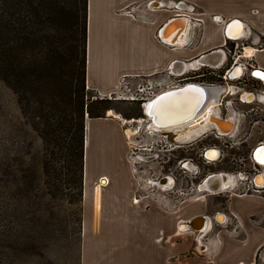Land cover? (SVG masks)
I'll use <instances>...</instances> for the list:
<instances>
[{
  "label": "rangeland",
  "instance_id": "obj_1",
  "mask_svg": "<svg viewBox=\"0 0 264 264\" xmlns=\"http://www.w3.org/2000/svg\"><path fill=\"white\" fill-rule=\"evenodd\" d=\"M46 2V5H42L43 13L41 14L43 17L39 21L42 23L38 27L41 29L39 33L46 37L47 51L51 52L53 50L54 53H57V50L60 51L62 46L64 48L67 45H76L78 35L75 34V22L77 20L79 25L82 22L80 13H77L79 10L76 11L78 6L74 5L73 0H46ZM123 12L125 14V11ZM125 16L130 19L144 18L137 11L130 15L125 14ZM229 46L231 47L228 50L233 51V44ZM48 59H51V61H48L49 63H53L52 58L49 57ZM243 63L245 65L249 64V62ZM224 70L225 66L212 71L201 68L200 71L194 74L203 76L196 79L198 83L193 84L221 85V81H224L222 79V71ZM249 73L250 71L247 75V72H245L238 80L242 84L248 85L250 89L254 88L263 92H259L258 97H255L256 101L251 102L252 100H250L244 103L241 100L242 104L237 102L227 107L233 109L234 106L243 115L236 118L232 134L228 137L217 138L213 130L208 129L194 140L181 144L180 146L187 144L184 149H176L178 147L171 146L158 135L151 134L148 127L149 123L142 115L140 103L127 99L131 96L138 97V94H136L137 89L142 91L139 94L141 97L157 95L167 90L166 87L179 84L176 83V79H169L165 74L147 78H128L124 80L127 88L124 87L125 85H121L122 82L120 81L119 87L107 97L100 96L84 83V91L89 100L94 101L97 98L109 101L110 108L104 111L103 118L105 116H117L122 124V130L130 129L134 133L130 138L125 135L129 149L126 159L130 167L133 194L140 197L146 196L157 207L161 206L162 209L170 212L173 220L171 230L173 245H177L179 242L189 245L186 250L180 252L173 250L172 264H183L185 256L192 258L190 264H202L198 257L204 254L203 250L198 248L194 250L195 244L192 243L191 235L180 232L179 226H184V222H180V214L183 216L196 213H204L207 216L218 215L219 213L226 214V227L232 229L239 224V221L235 214L227 209L229 197L234 199L232 196H239L242 193L243 196L260 195L264 197V193L256 194L250 190L246 191L242 177H240L242 181H238L237 178L233 179V185L229 186L233 188L234 185L240 183L237 185L239 188L235 191L230 188L224 190L219 188L220 193L216 194L199 190V186L203 182L202 179L207 173H220L222 171L230 172V174L250 172L251 162L249 157H251V150L256 144H263L261 142H264V88L260 85V80L252 78ZM188 75L193 76V73ZM43 78L46 95L54 97V100H59L57 98L59 89L53 87L54 82L57 80L56 68L49 67L48 70H45ZM236 81L228 82L226 83L227 87L222 88L228 91ZM247 90H249L247 87H243L239 94L236 91L235 94L239 97L242 93H249L246 92ZM21 93V90L13 86L7 87L0 82V264H81L83 261V251L81 249V240L83 239V235L81 236L83 178L82 194L79 200L75 194L73 195L74 198L70 196L71 192L70 189L65 188L66 184H61V187H58L57 182L64 178L61 177L55 180L51 168L59 170L65 161L61 158L50 157L49 152L46 151L45 142L37 131V129L42 128V121L37 116H32L34 112L31 107L27 112ZM235 94L229 96L223 93V98L220 96L219 105H216L219 116L225 114V110L219 102L222 103L223 100L230 102ZM30 104L35 107L34 101H31ZM86 116L84 114V125L89 119ZM122 120L129 123L125 124ZM91 125L93 128H88V135L91 131L94 133L95 124ZM170 147L171 149H169ZM212 148H216L219 152L216 155L217 157H213L209 160V163H202L201 157L198 159L200 163L197 166L200 172L204 170V173L195 174L193 166L189 162H185L184 164H190L191 170L188 171L182 167L186 171L183 172L178 167H173L172 173L177 176L176 180L174 179L173 188L169 191L161 190L151 184L152 181L156 182L155 178H152L153 176L166 175L163 167L164 162L168 159L170 162H174L177 157L184 156L196 160L201 152L203 154L205 150ZM47 149L57 152V148L52 142L47 146ZM148 149L152 150L148 151ZM83 163V169L86 175H89L93 165L91 155L88 156L86 163ZM98 184L97 181L94 186ZM194 185L197 186L196 190ZM104 188L105 186L101 187V192ZM90 193L92 194V190ZM201 193L204 194L203 197H201ZM235 204L238 210L256 209L264 212L262 201L235 200ZM86 213L88 225L91 226L92 222L96 224L95 229L92 231L93 234L89 231L84 235V239L88 241L89 245L91 240L99 241L101 238V230L99 232L100 228L97 224L100 220V211L96 212L92 206L91 212L89 209ZM221 214L215 215L213 223L215 226L209 228V232L203 239L204 243H211V233L214 229L219 228V224H223L221 223L223 222ZM231 214L233 215L231 216ZM219 217L222 220H218ZM209 225L211 224L209 223ZM263 254L264 250L258 256V260L256 259V264H264V260L261 259Z\"/></svg>",
  "mask_w": 264,
  "mask_h": 264
},
{
  "label": "crops",
  "instance_id": "obj_2",
  "mask_svg": "<svg viewBox=\"0 0 264 264\" xmlns=\"http://www.w3.org/2000/svg\"><path fill=\"white\" fill-rule=\"evenodd\" d=\"M149 1L87 0L85 83L100 96L113 94L119 82L128 78L167 75V72L179 75L207 68L209 66L201 65V60L197 63V59L214 50L223 52V56L227 57L226 62L222 61L221 67L225 66L222 78L233 60L249 62L250 67L264 70V0ZM133 6L138 7L136 11L143 19H130L123 14ZM175 7L178 10H174ZM176 15L187 17L183 19H189L192 24L187 41L178 46L160 39L166 23ZM234 19L241 24V32L250 33L247 38L226 39L227 24ZM231 44L234 49L227 54L225 48L229 49ZM205 58L209 61L204 63L207 65L216 66L219 62L213 55ZM224 92H227L226 89ZM91 124H95L94 133L91 131L88 135V128H93ZM261 143L264 145V142ZM83 144V162L86 163L91 155L93 165L89 175L83 169L81 264H172L173 250L180 252L189 245L182 242L173 245L170 212L157 207L146 196L133 194L126 159L128 142L119 118L87 119ZM257 145L260 143L255 147ZM104 179L106 184L101 192L99 184L94 185ZM96 188L99 189L97 208L94 200ZM232 197L234 199L229 197L227 201V209L237 217L239 224L236 227L227 228L226 214L219 213L224 222L211 233V243L204 245L196 241L197 232L188 228L184 231L186 235H191L194 250H203V256L198 257L202 264H256V259L264 250V212L238 210L235 204V200L245 199L264 203V197ZM134 199H138V203H134ZM92 206L96 212L100 211L97 224L101 238L99 241L91 240L88 245L84 235L89 231L92 233L96 226L95 222L91 226L87 223L86 212L89 209L91 212ZM185 216L179 215L180 222L206 215L196 213ZM212 226L208 225L207 230ZM179 230L183 232L180 227ZM261 259L264 260V254ZM190 260L192 262L191 257L185 256L183 264H190Z\"/></svg>",
  "mask_w": 264,
  "mask_h": 264
},
{
  "label": "trees",
  "instance_id": "obj_3",
  "mask_svg": "<svg viewBox=\"0 0 264 264\" xmlns=\"http://www.w3.org/2000/svg\"><path fill=\"white\" fill-rule=\"evenodd\" d=\"M73 1L82 21L80 25L77 20L75 22L78 43L62 46L54 53L53 50L47 51L46 37L39 33L41 29L38 27L42 23L39 21L43 17L42 5H46V0H0V82L21 90L27 112L31 107L36 114L32 116L42 121V128L37 131L45 142L46 151L50 157L65 161L59 170L51 168L55 180L65 179V182L62 179L57 182L58 187L66 184L70 196L74 198L75 194L79 200L83 178L84 114L91 119L103 118L110 103L97 98L91 101L86 97L87 0ZM49 57L53 63L48 62L51 61ZM49 67L56 68L57 80L53 87L59 89V100L45 93L43 74ZM50 142L57 152L47 149Z\"/></svg>",
  "mask_w": 264,
  "mask_h": 264
},
{
  "label": "bare ground",
  "instance_id": "obj_4",
  "mask_svg": "<svg viewBox=\"0 0 264 264\" xmlns=\"http://www.w3.org/2000/svg\"><path fill=\"white\" fill-rule=\"evenodd\" d=\"M153 5L156 6V4H152V6ZM186 24H187V26H186ZM189 30H190V25L186 21H183V20L173 21L168 26H166L165 29L162 31L160 39H162L165 42H169L170 44H176L177 46L178 45H183L187 41V38H188V35H189ZM241 30H242V26H241V24L239 22H232V24H230V26L228 27V30L226 31L227 32V36L231 40L237 39L238 35L241 33ZM184 31H185V35L186 34H188V35L185 36L184 38H180L181 37L180 35L183 34ZM167 38L168 39L170 38V40H167ZM206 62H209L208 58L201 59V63L204 64ZM259 72L263 73V71H259ZM253 76H256V78L262 80L261 83H263V85H264V78L262 76H258V75H253ZM186 84H193V83H186ZM184 85H182V86H184ZM195 85L203 86L204 88H200L199 89L198 87L190 86L188 89H185L182 92H179L177 94H173L172 97L170 96L169 98L167 97L165 99H162L159 104H157L155 107L152 108V114L154 115L156 121L161 123V126H163V125L167 126V125L175 124V123H178V122H182V121L188 119L189 117H191V119L187 122V123H189V122L193 121L197 116H199L204 110H206L207 107L210 104L218 103L219 100H217V102L215 101V99H214L215 96L212 95V90L210 89V87H208V85H204V84H195ZM177 87H179V86H177ZM177 87H172V88L176 89ZM172 88L164 90V91H162L160 93H163V92H166V91H169V90H173ZM179 88H181V87H179ZM195 88H197L199 90H197ZM192 91H195V92L193 93ZM224 91H225V89H223L221 87L220 92L223 93ZM228 91H229V93H228ZM228 91L226 93L225 92L224 93L226 95L235 94V90L232 89V88H230V90H228ZM160 93H158V94H160ZM243 94H247V93H242V95H241V97H242L241 99H242V101L244 103H247L250 100H252L251 102L256 101V98L252 94L251 95H252L253 99H252L251 95H243ZM263 97H264V93H263ZM149 100H151V99H149ZM149 100H147V101H149ZM203 101H205V103L201 107V109L199 110V107H200V105L203 104ZM144 102H146V101H144ZM145 107L146 106L142 107V111L145 110ZM230 112H232V111L230 110ZM145 118H146L147 122L149 123L148 127L150 129V133L154 134V135H158L159 137H161L164 140V142H165V139L167 141L168 140L167 138L169 136V134L167 132L168 128L160 129V127H157L156 125H154L152 123V121L154 120V118L152 116H151V118H148L147 116H145ZM221 120H223V119H221ZM122 122L125 123V124L129 123L126 120H122ZM209 122L212 123V125H213V129H210V130H214V128H215L216 131L220 132V133H225L230 128L229 127L226 130L224 129L223 131H218V130H220V127H221L220 124H222V122L217 123V122H215L213 120H211ZM224 122L225 123H223V124L229 125L226 121H224ZM187 123H184V124H187ZM180 125H183V124H180ZM124 134L127 136V138H130L131 136L134 135V133L130 129H125L124 130ZM260 145H263V144H260ZM254 147L251 150V154H252V151H253ZM209 153H213L214 157L217 155V151L216 150H214V149L207 150V152L205 154V159H207L208 161L211 160L210 157H207V154H209ZM261 153H262V155L260 154L258 156V159L260 161V165H264V160H263L264 151H261ZM217 176L222 177L223 178V184L225 183L224 185L222 184L221 186H219L220 189H223V190L227 189V188L232 189L229 186L231 184L233 185V179H236V178H234L232 176H229V175H223V174H219ZM217 176L216 175H212L211 177H209V179H213V178H215ZM227 178L229 179V183L228 184L225 181ZM167 179L169 180V178H167ZM209 179H208V181H209ZM206 181L207 180H203V182L201 184H203ZM255 183H256V185H261L263 183V178L261 176H258L255 179ZM105 184L106 183H105V179H104L103 181H100L98 187L101 188ZM98 194H99V189L96 188L94 190L95 207L97 206V196H98ZM218 220H222V218L219 217ZM195 223L197 225H195ZM195 223H194V226L195 227H199L202 222H201V220L197 219ZM179 227H180V229L183 230V232L187 230L184 226L180 225Z\"/></svg>",
  "mask_w": 264,
  "mask_h": 264
},
{
  "label": "flooded vegetation",
  "instance_id": "obj_5",
  "mask_svg": "<svg viewBox=\"0 0 264 264\" xmlns=\"http://www.w3.org/2000/svg\"><path fill=\"white\" fill-rule=\"evenodd\" d=\"M186 26H187V24H186ZM187 35L188 34L185 35V31H184L183 34L180 35L181 36L180 38H184ZM167 40H170V38L169 39L167 38ZM231 52L232 51H230V53ZM262 71L264 72V70H262ZM194 73H196V72H194ZM194 73H193V76L192 75H188L189 73H185V79L182 81V82H185V83H182V85L183 84H186V83H198L196 79L200 78L201 77V74H194ZM241 73H242V71L240 69H238L237 71H235V73L233 74V76L234 77H237ZM253 75L262 76L264 78V73L259 72V71H256L255 73H253ZM253 78H255V77H253ZM222 79L225 80L224 78H222ZM255 79L259 80L258 78H255ZM221 82H222L221 85L224 84L223 83L224 81H221ZM260 85L262 86V88H264L263 87V84L260 83ZM234 86L237 87V90L239 91L238 94L242 91V88L243 87H247L249 89L247 91L250 92V93H252V95H254V93L256 94V93H259V92H263V91H257L254 88H251L250 89L248 85L242 84V82L240 80L236 81V83L234 84ZM179 87H182V86H179ZM179 87H177V88H179ZM172 89H174V88H172ZM243 95H246V94H243ZM252 95H251V97H252ZM229 96H232V95H229ZM252 99H253V97H252ZM237 102H240V100H239L238 95L235 94L234 97H233V99H230V102H228V103H230V105H233V104H235ZM225 103H227V101L223 100L221 106L224 108L225 114H226L227 113V109L225 107ZM217 104L218 103L210 104L207 107L206 110H204L193 121H191V122H189L187 124H183V125H179V126H173V127L168 128L167 129V132H168L169 136L167 138L168 139L167 141L165 139V142L168 143L169 145H175L174 147H178L176 149H184L187 144L186 145H183V146H180L181 144H185V143H187V142H189L191 140H194L201 133H204L208 129L209 130L210 129H213L212 123L209 122L211 120H213V121H215L217 123L222 122V124H220L221 125L220 130H218V131H223L224 129L225 130L228 129L230 126L227 125V124H223L225 122L223 120H221L222 118L219 116V114H218V112L216 110V105ZM233 109H234L235 113H237L238 115H240V113H238V110L234 106H233ZM169 149H171V147ZM169 149H168V151H169ZM212 149H216V148H212ZM217 153H219V152L217 151ZM200 157L202 158V152H201L200 155H198V158L196 157V160L193 159V158H191V157L190 158H185L184 156L177 157V160H175L174 162H170L169 159H168L167 161L164 162L165 165L163 167L166 175L160 174V175H162L161 177H155V176H153L152 178H155V180H156V182L158 184L160 182H162V184H165L166 183V186L171 189V188H173L174 181L176 180V176H177V175H173V173H172L173 167H175V168L178 167V169H180L181 171L184 172L185 170H183V169H186L188 171L191 170V166H190V164H191L193 166V171H194L195 174L202 173V172L204 173V170L202 172H200V170H199V168L197 166V164L200 163L199 160H198ZM207 157H210L212 159L214 157V155H213V153H209V154H207ZM201 160H202V163H203L204 160L203 159H201ZM263 160H264V157H263ZM185 162H189L190 164L187 163V164H185L183 166V164ZM182 166H183V169H182ZM244 172H246V171H244ZM217 173L218 172H211V173H207V175H209V174H217ZM220 173L222 174V173H230V172H224V171H222ZM246 173H248V171ZM207 175H205V176H207ZM167 178H169V180ZM216 180H218V178L209 179V181L207 180L206 182H204L203 184H201L199 186V190H202V191L207 192V190L210 189V185L215 184L216 183ZM172 181H173V184H172ZM225 181L227 182V184L229 183V179L228 178ZM157 183L153 182L151 184L153 186H157V187L160 186ZM222 184H223V178L221 179L220 186ZM213 216L214 215L208 216V217H213ZM211 226H212V224H211ZM204 237H202V238H204Z\"/></svg>",
  "mask_w": 264,
  "mask_h": 264
},
{
  "label": "water",
  "instance_id": "obj_6",
  "mask_svg": "<svg viewBox=\"0 0 264 264\" xmlns=\"http://www.w3.org/2000/svg\"><path fill=\"white\" fill-rule=\"evenodd\" d=\"M174 10H178V8L177 7H175V8H173ZM183 18H187V17H183V16H179V15H176V16H173L167 23H166V25H165V27L166 26H168L171 22H173V21H179V20H183V21H186L189 25H190V29H191V27H192V24H191V22L189 21V19H183ZM237 22L238 20H232V21H230L228 24H227V26L229 27L230 25L229 24H231L232 22ZM239 22V21H238ZM165 27H164V29H165ZM228 27H226L227 29L225 30V37L226 38H228L229 39V37L227 36V30H228ZM163 29V30H164ZM242 33V32H241ZM189 34H190V30H189ZM240 36H241V34H240ZM239 36V37H240ZM238 37V38H239ZM236 40V39H235ZM171 45V44H170ZM223 52H219L218 50H214V51H211V52H209V53H206V54H204V55H202L201 57H199L198 59H197V63L202 59V58H205V57H207V56H211V55H213V56H215V58H216V60L218 61L219 60V62H218V64L216 65V66H211V65H207V64H201V65H206V66H209V67H212V68H218V67H221L222 65H223V62L222 61H224V62H226V60H227V57L225 56H223ZM225 59V60H224ZM238 69H240L241 71H242V73L239 75V76H237V77H234L233 76V74L235 73V71H237ZM246 69L248 70V71H250V73H249V76H251V77H255L256 78V76H253V73H255L256 71H262V70H259V69H255V68H253V67H250V66H248V65H246ZM251 69V70H250ZM227 70V69H226ZM264 73V72H263ZM245 74V72L243 71V69L240 67V65H235V67H232V69H230L229 70V72L224 76V84H222V85H216V86H214V85H208V87H210V89L212 90V95L213 96H215L214 97V99H215V101L217 102V100H219V98H220V96L222 95V92H220V90H221V87H225L226 86V83H228V81L230 82V81H232V80H234V79H239L240 77H242L243 75ZM248 74V73H247ZM234 77V78H233ZM260 80V79H259ZM262 81V80H261ZM190 86H195V87H198L199 89L200 88H204L203 86H199V85H195V84H185L184 86H182L181 88H176V89H173V90H169V91H166V92H163V93H160V94H158L157 96H155L153 99H151V100H149V101H146V102H144L141 106L143 107V106H146L145 107V110H143L142 111V115H144V117L145 116H147L148 118H151V116L154 118V120L152 121V123L154 124V125H156L157 127H160V129H166V128H170V127H172V126H179L180 124H184V123H187L190 119H191V117H189L188 119H186V120H184V121H182V122H178V123H175V124H171V125H167V126H165V125H163V126H161V123L160 122H157L156 121V119H155V117H154V115L152 114V108L153 107H155L157 104H159L160 102H161V100L162 99H165V98H169L170 96L172 97L173 96V94H177V93H179V92H182V91H184L185 89H188ZM227 87V86H226ZM231 87H232V89H236L235 91L238 93L239 91L237 90V87H235L234 85H231ZM195 89H197V88H195ZM199 89H197V90H199ZM193 93L195 92V91H192ZM241 95L242 94H240L239 95V100L241 101L242 99V97H241ZM246 95H251V93H247ZM222 98H223V96H222ZM221 98V99H222ZM220 99V100H221ZM202 103V102H201ZM204 103H205V101H203V104L202 105H200V107H199V110L201 109V107L204 105ZM220 104H222L221 102H219ZM230 106V103H225V107H226V109H227V113L226 114H224V115H222L221 116V118L224 120V121H226L229 125H230V128L225 132V133H220V132H217L216 131V129L214 128V130H213V132L216 134V135H218V136H221V137H225V136H229V135H231L232 134V132H233V129H234V127H233V125H234V122H235V120H236V118L237 117H239V115L237 114V113H235V111H234V109H232L231 108V111L232 112H230V108H227V107H229ZM149 114V115H148ZM195 115V114H194ZM87 117V116H86ZM233 123V124H232ZM178 132V131H177ZM212 132V133H213ZM216 150V149H215ZM264 150V145H257L255 148H254V150L252 151V154H251V158L253 159V161H255L257 164H260V161H259V159H258V156L261 154L262 155V153H261V151H263ZM217 151V150H216ZM206 152L207 151H204L203 152V157H205V154H206ZM217 157V156H216ZM214 175H216L217 176V174H214ZM212 175H209V176H207L204 180H208L209 179V177H211ZM213 178V177H212ZM215 178H218V180H216V183L215 184H213V185H210V189H208L207 190V192H209V193H216V192H218L219 191V186H220V183H221V177H219V176H217V177H215ZM159 184H162V182H160ZM215 215H217V214H215ZM201 220V225L199 226V227H195L194 226V222L196 221V220ZM214 219H215V216H214ZM208 223V225H209V223L211 224V220H210V217H208V216H200V217H195V218H192V219H190V220H188V221H185V223H184V226L186 227V228H188V229H190V230H194L195 232H197V237H196V239H199V238H202V237H204L206 234H207V232L209 231V229L207 230V227H206V224ZM211 226V225H210ZM205 230H207V231H205Z\"/></svg>",
  "mask_w": 264,
  "mask_h": 264
},
{
  "label": "built area",
  "instance_id": "obj_7",
  "mask_svg": "<svg viewBox=\"0 0 264 264\" xmlns=\"http://www.w3.org/2000/svg\"><path fill=\"white\" fill-rule=\"evenodd\" d=\"M151 1H155V0H150L149 2H151ZM138 7L136 6V7H131L129 10H126L125 11V14H127V15H130L131 13H134L135 11H136V9H137ZM134 10V11H133ZM198 19H196L195 21H194V25L196 26V23L198 22L197 21ZM245 33H246V36H245ZM245 33H244V31L241 33V36L239 37V38H243V37H245V38H247L249 35H250V33H248V32H246L245 31ZM227 40H230V39H228V38H226ZM226 49V53L227 54H230V51L227 49V48H225ZM235 65H240V67L243 69V71L244 72H247L248 73V70L246 69V65L242 62H239L238 63V61L237 60H233L232 61V63L229 65V68H227V70L225 71V74H224V76L229 72V70L230 69H232V67H235ZM248 65V64H247ZM248 66H251V65H248ZM206 69H209V70H215V68H211V67H207ZM201 69L199 68V69H195V71H191V72H197V71H200ZM190 71H187V72H183V73H180L179 75H173L171 72H167V78H169V79H176V83H179V84H175V85H173V86H170V87H166L165 89H168V88H172V87H177V86H181L182 85V83H185V82H182L184 79H185V73H191ZM172 74V75H171ZM248 75V74H247ZM202 76V75H201ZM223 76V77H224ZM237 79H234V80H232V81H236ZM232 81H230V82H232ZM121 82H122V84L121 85H125L124 87L125 88H127L126 87V82L124 81V80H121ZM229 82V81H228ZM260 82H262L261 80H260ZM181 83V84H180ZM209 85H214V84H209ZM214 86H216V85H214ZM264 86V85H263ZM141 92L142 91H140V89H137V91H136V94H138V97H136V96H131V97H128L127 99L128 100H130V101H134V102H137V103H140V105H142V102L144 103V101H146V100H148V99H152V97H155V94H153L152 96H149V97H141V96H139V94H141ZM243 92H245L244 90H243ZM246 92H248V91H246ZM250 93V92H249ZM252 94V93H251ZM258 95H259V93H254V97H258ZM157 96V95H156ZM241 103V102H240ZM240 115H242V114H240ZM243 116V115H242ZM214 135H215V137H217V138H222L221 136H218V135H216L215 133H214ZM230 136V135H229ZM225 137H228V136H225ZM147 150V149H146ZM152 149H148V151H151ZM206 151V150H205ZM250 158V162H251V167H250V172H248V173H246V172H237V173H222L223 175H229V176H232V177H235V178H237L238 179V181H242L241 179H240V177H242V179H243V181L242 182H244V184H245V190L246 191H251V192H254V193H256V194H262V193H264V165H260V164H257L255 161H253V159L251 158V157H249ZM202 159L204 160V162L205 163H209L210 161H208L207 159H205V157H203V154H202ZM184 172H186V171H184ZM219 174H221V173H217V175H219ZM244 174H245V176H244ZM209 175H214V174H209ZM209 175H207V176H209ZM207 176H205L204 177V179L207 177ZM258 176H261L262 178H263V183L261 184V185H256V183H255V179L258 177ZM204 179H202V180H204ZM201 180V181H202ZM200 181V182H201ZM153 182V181H152ZM151 182V183H152ZM199 182V183H200ZM156 183V182H155ZM238 184H240V183H238ZM237 184V185H238ZM160 186H158L161 190H164V191H169V187H167L166 186V183L165 184H159ZM198 185V184H197ZM237 185H234V187L232 188V190L233 191H235V190H237L239 187L237 186ZM194 187H195V185H194ZM197 187V186H196ZM196 187H195V190H196ZM196 193H198L197 191H195ZM207 193V192H206ZM220 193V191H218V192H216V194H219ZM202 194V193H201ZM243 194V193H242ZM241 194V195H242ZM244 195V194H243ZM204 196V194H202V196L201 197H203ZM133 202L134 203H138V199H134L133 200ZM233 214H231V216H232ZM215 216V215H214ZM214 216L213 217H210V220H211V224L212 225H214L213 223H214ZM234 217V216H233ZM235 218V217H234ZM224 222V221H223ZM215 224H216V222H215ZM219 225H221V224H219ZM197 237V236H196ZM203 239L204 238H199V239H196V241H199L202 245H204V244H206V243H204L203 242Z\"/></svg>",
  "mask_w": 264,
  "mask_h": 264
}]
</instances>
